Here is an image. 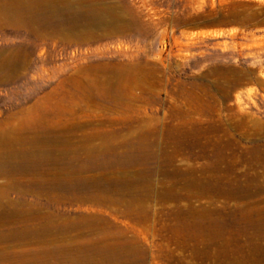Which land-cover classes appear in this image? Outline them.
Instances as JSON below:
<instances>
[{"label": "rangeland", "instance_id": "1", "mask_svg": "<svg viewBox=\"0 0 264 264\" xmlns=\"http://www.w3.org/2000/svg\"><path fill=\"white\" fill-rule=\"evenodd\" d=\"M67 4L102 17L71 19ZM236 78L264 119V0H1L0 264H237L206 255L173 203L140 219L116 191L143 173L165 193L163 125Z\"/></svg>", "mask_w": 264, "mask_h": 264}, {"label": "bare ground", "instance_id": "2", "mask_svg": "<svg viewBox=\"0 0 264 264\" xmlns=\"http://www.w3.org/2000/svg\"><path fill=\"white\" fill-rule=\"evenodd\" d=\"M66 10L71 19L82 16L93 19L102 17V9L98 7L74 8L71 4ZM161 48L166 50V39H161ZM241 85V78H236L233 83L220 85L218 90L220 98L205 101L204 97L203 102L194 108L182 110L183 119L163 125L164 133L175 140L165 146L172 151L165 149L161 152L163 165L160 167L171 165L174 168L171 172L158 169V173L163 176L171 175V185L166 188L164 186L165 193L156 195L152 180L146 178L143 173L125 180V184L117 187L116 191L121 197H127L130 208L128 214H135L140 219L143 218L142 215H145V220L148 215L150 216L151 210L146 207V203L152 200L173 203L174 209L171 213L181 220L183 227L198 225V228L203 229L197 232L196 236L209 240L202 246L203 249L209 250L206 254L209 257L220 255L225 261L230 260L237 264H262L264 262V205H262L264 204V119L241 107V96L233 94ZM261 97L264 101V94H261ZM233 99H236L239 106L229 104ZM254 106L260 111L256 102ZM158 131L156 128L147 130V135L157 134ZM145 133L141 136L146 137ZM188 138L193 140L187 142ZM148 146L144 143L142 147L146 151H143L140 157L131 155V161L137 163L140 158L148 160L145 155ZM185 148L190 149L189 152L185 153ZM181 154H186L188 160L193 162V166L198 164L200 167H192L188 170L175 165L176 157ZM120 199L116 204H119ZM231 215L236 217L230 219ZM230 221L231 224L232 222L236 224L233 227L236 228V233L230 231L223 236V229H230L227 227ZM205 224L215 225L218 229L209 232L207 230L209 227Z\"/></svg>", "mask_w": 264, "mask_h": 264}]
</instances>
